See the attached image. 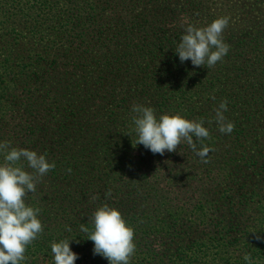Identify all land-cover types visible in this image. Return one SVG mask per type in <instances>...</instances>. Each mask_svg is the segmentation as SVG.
<instances>
[{
  "label": "trees",
  "instance_id": "16d2710c",
  "mask_svg": "<svg viewBox=\"0 0 264 264\" xmlns=\"http://www.w3.org/2000/svg\"><path fill=\"white\" fill-rule=\"evenodd\" d=\"M170 1L0 0V140L55 163L26 197L44 226L26 264H54L51 243L63 238L75 264H109L80 231L105 203L139 241L129 264H264V30L234 41L230 31L212 68L181 63ZM223 101L228 134L216 119ZM133 104L210 134L154 154L136 144Z\"/></svg>",
  "mask_w": 264,
  "mask_h": 264
},
{
  "label": "clouds",
  "instance_id": "9594fccd",
  "mask_svg": "<svg viewBox=\"0 0 264 264\" xmlns=\"http://www.w3.org/2000/svg\"><path fill=\"white\" fill-rule=\"evenodd\" d=\"M229 21L227 16L217 17L202 27L185 21L175 47L180 62L190 60L193 66L209 69L222 61L230 49L223 37ZM224 111H227L226 101L219 104L216 119L219 132L228 134L234 125L223 116ZM131 112L136 144H142L154 154L172 152L184 142L194 148V138L199 140L210 134L203 121L190 120L178 113L157 116L155 109L145 104H133ZM208 151L207 146H202L196 155L204 158ZM0 156V264H26L27 246L44 230L40 209L27 203L26 197L37 191L38 182L55 168V163L43 153L10 147V142L3 140H0ZM89 220L91 229L82 223L80 231L93 242V254L106 258L109 264H129L136 250L134 229L121 212L105 203L93 211ZM66 230L71 228L66 226ZM72 240L63 238L51 243L54 264H75L78 254L70 247ZM244 259L248 261L249 255L245 254Z\"/></svg>",
  "mask_w": 264,
  "mask_h": 264
},
{
  "label": "rangeland",
  "instance_id": "374dc122",
  "mask_svg": "<svg viewBox=\"0 0 264 264\" xmlns=\"http://www.w3.org/2000/svg\"><path fill=\"white\" fill-rule=\"evenodd\" d=\"M101 1V0H100ZM147 5V4H146ZM168 9L173 12L172 28H177L179 25L185 27V21L192 23L198 27L210 23L217 17L227 16L230 18L229 26L224 30L223 37L226 41L230 36V31H233L234 36H230L234 41L237 38L239 30L247 29L246 32H256V30H264V0H172L168 2ZM140 7L135 9L136 13L148 10L151 6ZM238 30V32H236ZM102 58V57H101ZM163 178L167 180L168 173H164ZM115 178L122 176L121 171L114 174ZM116 186V183H115ZM102 185L98 187V190ZM115 188H111L113 190ZM132 187L126 188L124 191L131 193ZM102 193V192H101ZM110 198V192L105 190V194L100 196V200L104 202ZM145 203L141 206L143 209L156 208L159 203L151 204L150 200H143ZM155 204V206H154ZM154 206V207H153ZM217 208V207H216ZM220 208L218 211H221ZM166 211V208L164 212ZM220 213V212H219ZM193 233V230H190ZM138 246V240H134ZM169 244V243H168ZM168 245L164 247L167 250ZM42 264V263H40Z\"/></svg>",
  "mask_w": 264,
  "mask_h": 264
}]
</instances>
